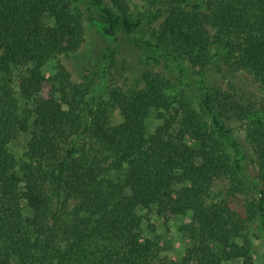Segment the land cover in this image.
Returning <instances> with one entry per match:
<instances>
[{
	"label": "trees",
	"instance_id": "obj_1",
	"mask_svg": "<svg viewBox=\"0 0 264 264\" xmlns=\"http://www.w3.org/2000/svg\"><path fill=\"white\" fill-rule=\"evenodd\" d=\"M137 1L0 0V264H256L264 0ZM144 211L190 219L180 260Z\"/></svg>",
	"mask_w": 264,
	"mask_h": 264
},
{
	"label": "rangeland",
	"instance_id": "obj_2",
	"mask_svg": "<svg viewBox=\"0 0 264 264\" xmlns=\"http://www.w3.org/2000/svg\"><path fill=\"white\" fill-rule=\"evenodd\" d=\"M130 10L134 15H139L145 10L143 3L138 2L137 0H131ZM86 41L79 55L96 61L102 52L106 49L107 41L98 33L97 29L91 23H87L86 28ZM89 61V60H88ZM20 76L17 71L13 74V85L16 90L17 96L20 97ZM211 83L214 88H224L226 87L225 80L221 76L213 75L211 77ZM192 90V89H188ZM168 93L171 99L176 102L178 99L190 100L191 95L187 91L186 87L177 86L175 84L170 85L168 88ZM185 94L188 96V99L185 97ZM192 91V95H193ZM29 136L24 134H19L15 137L11 144V151L14 153L16 158L20 161H26L27 157V143ZM242 197H246V194H243ZM150 217L149 222L146 221L145 227L146 234L156 238H160L163 246V257L169 260H180L188 246L187 237L182 233L181 226L183 223L190 222L189 218L181 219L178 217L173 218L170 221L159 217L156 212H146ZM253 255L256 260V264H264V238L257 236L254 238V250ZM225 264H243L241 261L230 262Z\"/></svg>",
	"mask_w": 264,
	"mask_h": 264
}]
</instances>
